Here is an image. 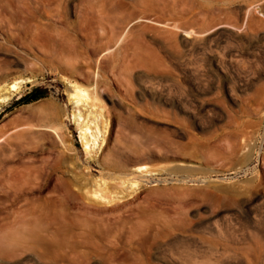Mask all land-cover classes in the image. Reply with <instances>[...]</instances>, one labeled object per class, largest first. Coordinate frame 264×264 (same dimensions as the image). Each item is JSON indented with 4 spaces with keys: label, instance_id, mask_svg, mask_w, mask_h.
Listing matches in <instances>:
<instances>
[{
    "label": "rangeland",
    "instance_id": "rangeland-1",
    "mask_svg": "<svg viewBox=\"0 0 264 264\" xmlns=\"http://www.w3.org/2000/svg\"><path fill=\"white\" fill-rule=\"evenodd\" d=\"M159 1L155 11L130 9L94 77L81 37L60 48L42 30L9 39L0 25V87L20 82L0 107V174L14 169L6 177L25 182L27 199L7 208L0 192V239L39 229L69 255L20 244L0 264H264V0ZM64 2L76 35L89 0ZM75 83L106 103L91 154L73 119ZM37 88L47 98L6 112ZM138 166L149 173L132 189L109 183L115 203L89 207L76 194ZM86 243L97 255L72 258L70 244Z\"/></svg>",
    "mask_w": 264,
    "mask_h": 264
},
{
    "label": "bare ground",
    "instance_id": "bare-ground-1",
    "mask_svg": "<svg viewBox=\"0 0 264 264\" xmlns=\"http://www.w3.org/2000/svg\"><path fill=\"white\" fill-rule=\"evenodd\" d=\"M156 1H159V0H156ZM156 1L155 0H134L132 4H128L124 0H89V4L87 8L84 11H80V14L78 16L80 21L78 23V27L76 28L77 29L75 32L76 35H72L71 33H69L72 25L66 19L68 8H70V6L68 7V4H66L67 2L65 3L64 0H17L15 1V4H14V1L12 0H0V25H2L4 29H6L7 33L9 34L8 36L9 39H11V37L13 36L11 35L13 31H16V30L19 31V30L24 29L28 31L31 30L32 32L33 27L37 30H40V31L42 30L43 34L46 33L45 34L46 35L45 38L47 37L46 39L48 40L55 39L57 42L59 41L58 46L61 43V44H67L70 46L74 45L75 47L76 44H74L75 43L74 40H77L75 38L81 37L85 42L84 45H85L86 50L84 54H86V56H84L85 57L84 62L86 64L85 65L86 69L88 70V76L90 77L92 74L94 77L97 72L95 70V64L97 62V59H95V57L101 56L105 52L106 50L105 48L109 44H111L114 40L117 39L118 41L121 38L124 29L127 27V25H129V23L132 22L131 17L134 16L133 13L129 12L130 9H134V10L141 9L142 13H144L145 11H155L157 8ZM160 1H162L161 3H163L164 0H160ZM166 1L170 2V0H166ZM166 1L165 3H167ZM35 21L37 25H35ZM38 34L37 36H39L40 38H43V36L42 37L40 36V32ZM72 42H74L73 45H71ZM43 45L45 46V44ZM43 45H41L42 49H40L42 51L44 48ZM169 45H171V43ZM63 47H64L63 52L61 51L62 53H64V50L66 52V49H68L67 52L71 50L69 49L68 46H67L68 48L65 49L66 45H63ZM55 48H57V45ZM60 48H61V45H60ZM51 49H53V52L56 51L54 50V47H51ZM60 50L58 48L59 52ZM67 52L65 54H67ZM54 54H56V52ZM127 54H133V53H127ZM71 55L67 57L70 58ZM128 56L130 57L131 55H128ZM75 59L77 60L78 58H74V60ZM70 66H71L70 70L78 72V68L76 67V65L72 64ZM93 82L94 81H92L91 86H93ZM100 82L101 80L98 79L96 82V85L98 86ZM17 83H13L12 85L8 84L3 87H0V107H1V104L8 101L10 97L13 95V92L17 90L18 88L17 85L20 82L18 84ZM69 86L71 87V92L69 94L70 101L79 109V111H81L77 115L74 114L73 119L76 122L79 121L81 122V124L83 123L80 128V140H81L82 146L84 150L86 151V153L91 154L92 147L94 146V141L96 140V138H98L96 133L98 132L100 133V130H101L100 126H103L102 127L103 129L105 128V122H103L104 121L103 119H104V114H106L105 112L106 103H104V101L102 100V98L97 92L90 91L88 88H85L83 85L79 83H75ZM89 121L93 127L89 125ZM52 130L55 132V134H59L56 128H53ZM59 138L61 139V136ZM88 171H89V168H88ZM146 171H147V167L138 166L134 168L132 172H129V173L125 172V174L122 173V175L121 174L111 175L110 177H113V178H110V179H112L113 183L108 182L110 179L107 180L106 177L105 179H98V178L94 179L93 178V181L91 183L92 186H90L89 188L79 189L76 194L77 196L80 195L81 200L84 202V205H87L89 207L100 208L101 206L110 205L112 204V202L115 203V201L114 199L109 197L110 191L108 190H111V188L114 187L113 186L109 188V185H110L109 183H111L112 185L114 183L116 184L118 183V185L120 184L121 185L120 190L123 187L122 191L124 189L127 190L129 186H131L129 189H132V187H134L138 183L137 180H141V182L145 180L147 173L144 174V172ZM6 172L10 173L11 175V172L13 173L15 171L14 169H11V170L8 169L7 171H5L4 175L6 174ZM6 175L1 177L2 175L0 174V192L4 194V196L6 197L5 203H6L7 208H10L11 206H13L14 204L18 202H26L27 201V199L25 198L26 191L24 189L25 182L22 181V183L15 185L11 181L10 179L11 177H9L10 179L9 180L8 177H6ZM129 177L130 178L135 177V180H130ZM116 195L120 196L121 194L119 195V191H118V194ZM124 195L120 197H124ZM118 196L117 198H120ZM73 199L74 200L77 199L75 195ZM47 203L49 206H54L56 202L51 200ZM93 211L97 212L98 210H93ZM101 211H100L101 213L99 214H103V213L107 214V212H104L103 210ZM117 217H118L117 219L120 218L119 216ZM24 229H25L24 232L20 234V236L18 237L12 235V236H6V237L3 236V238L0 239V256L1 257L3 258L6 257L10 259L8 256L9 255L11 256V252L14 250V247L20 244H23V245L33 244V245H36L42 248L44 252L46 253L54 252L55 254H57V256L60 257L59 261H63L64 259H66L67 256H69V255H66L67 248L66 249L64 248L65 243L61 241L59 235H56V233L55 235L47 237L48 235L46 236L45 233L44 235H42L43 233L41 232L43 231H39V229L35 230V229H30L28 227ZM70 247H71V244H70ZM70 247H69L70 250L68 252L70 253V251L72 250L71 253L73 252L72 253L73 256L71 257L75 259L76 257L74 256V254H76L77 257L79 256L80 258L81 257L90 258L91 256H93L94 258V256L97 255L98 245L94 243H86V244H82L81 246L75 245L73 246V248L71 247L72 249ZM44 252H40V253H44ZM60 263L61 262H59V264Z\"/></svg>",
    "mask_w": 264,
    "mask_h": 264
},
{
    "label": "trees",
    "instance_id": "trees-1",
    "mask_svg": "<svg viewBox=\"0 0 264 264\" xmlns=\"http://www.w3.org/2000/svg\"><path fill=\"white\" fill-rule=\"evenodd\" d=\"M45 98H47L46 91L37 88V89L33 90L31 93H29L26 96L22 97L17 102L13 103V105L11 107H9L6 110V112H8V113L9 112H12L13 110H15L16 108H18L19 106L29 105V104L38 102L40 100H43ZM0 116H2V115H0Z\"/></svg>",
    "mask_w": 264,
    "mask_h": 264
}]
</instances>
